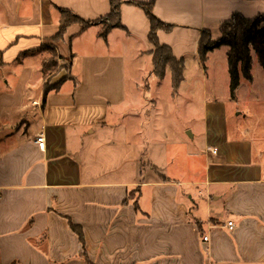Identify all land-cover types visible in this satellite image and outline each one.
<instances>
[{"label":"crops","instance_id":"crops-1","mask_svg":"<svg viewBox=\"0 0 264 264\" xmlns=\"http://www.w3.org/2000/svg\"><path fill=\"white\" fill-rule=\"evenodd\" d=\"M133 1L150 0H122L123 28L105 39L102 25L77 24L56 39L59 8L94 21L109 0H0V264H87L83 253L94 264H264V166L222 104L204 105L188 179L155 162L158 101L140 88L170 70L152 74L150 23ZM153 12L174 25L158 42L183 60L175 100L187 79H205L215 50L203 65L202 31L215 40L234 13L264 14V0H155ZM53 56L64 66L46 77ZM46 85L57 88L44 98Z\"/></svg>","mask_w":264,"mask_h":264},{"label":"rangeland","instance_id":"rangeland-1","mask_svg":"<svg viewBox=\"0 0 264 264\" xmlns=\"http://www.w3.org/2000/svg\"><path fill=\"white\" fill-rule=\"evenodd\" d=\"M214 38L216 32L213 31ZM219 35V33L217 32ZM221 47L210 55L204 69L205 79H187L181 85L179 95L175 100L171 99L170 73L159 82L154 78L146 77L142 82L141 98H157L156 108L153 110L154 118V146L152 151L156 164L162 167L166 174L175 179H188L186 173L191 162L187 160V154L197 151L202 145L204 105L216 100L222 104L227 112L228 127L230 133L239 135L244 130L255 146V155L264 166V69L260 67L256 57L252 56V82L240 79L235 99H231L229 92V77L227 73L226 50ZM56 62L55 67L45 70L46 77L51 73L61 70L64 66L61 59L56 56L50 59ZM206 70V71H205ZM188 70V75H189ZM150 87V90H146ZM127 93L133 95L134 87L128 84ZM146 106V100L143 101ZM227 123V122H226ZM192 134V135H191ZM171 148V149H169ZM177 160L176 170L173 171V163ZM196 163V162H195ZM197 164V163H196ZM174 173V174H173Z\"/></svg>","mask_w":264,"mask_h":264},{"label":"trees","instance_id":"trees-1","mask_svg":"<svg viewBox=\"0 0 264 264\" xmlns=\"http://www.w3.org/2000/svg\"><path fill=\"white\" fill-rule=\"evenodd\" d=\"M111 11L106 18L94 21H86L77 14L63 8H59V30L56 39L61 38L66 29L74 24L80 25L81 30H85L90 26L102 25L100 37L105 39L107 33L113 28H123L120 23V7L122 0H109ZM141 8L149 23L150 32L148 41L153 49L152 54V74L159 80L165 76L166 70L171 73L172 94H176L178 88L183 81L184 64L182 59H177L170 47L162 45L158 42L157 32L172 30L174 25L162 22L153 12L155 0L149 2H129ZM221 47H226L227 73L229 77V92L231 99H235L236 91L240 86V79L243 78L248 82H252V56L254 55L261 68L264 69V14H259L252 19H247L239 13H234L231 18L223 22L219 27V37L212 39L211 33L204 30L199 40L198 55L204 65L207 61L208 54ZM50 61V60H49ZM46 62L43 65V73L45 70L55 67L54 60ZM57 86L46 85L44 87V98L46 95L56 89ZM131 196V193L129 194ZM134 195V194H133ZM132 195V196H133ZM129 198V196H128ZM136 206V205H135ZM70 228L78 235L82 244H84V236L82 229L70 223ZM82 259L87 264L92 263L85 253Z\"/></svg>","mask_w":264,"mask_h":264},{"label":"built area","instance_id":"built-area-1","mask_svg":"<svg viewBox=\"0 0 264 264\" xmlns=\"http://www.w3.org/2000/svg\"><path fill=\"white\" fill-rule=\"evenodd\" d=\"M35 143L37 144V146H38V148L40 150H44V148H45V139H44V135L42 133H39L36 136ZM213 153H215V152H213ZM227 227H228L229 230H233L234 223L231 222V221L227 222ZM204 240H207V238L204 237Z\"/></svg>","mask_w":264,"mask_h":264}]
</instances>
